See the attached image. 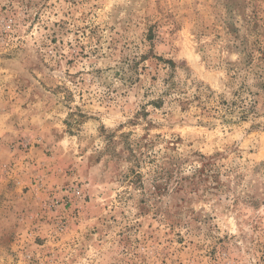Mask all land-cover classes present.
Returning a JSON list of instances; mask_svg holds the SVG:
<instances>
[{
	"label": "rangeland",
	"instance_id": "1",
	"mask_svg": "<svg viewBox=\"0 0 264 264\" xmlns=\"http://www.w3.org/2000/svg\"><path fill=\"white\" fill-rule=\"evenodd\" d=\"M261 70L264 0H0V264H264Z\"/></svg>",
	"mask_w": 264,
	"mask_h": 264
},
{
	"label": "trees",
	"instance_id": "2",
	"mask_svg": "<svg viewBox=\"0 0 264 264\" xmlns=\"http://www.w3.org/2000/svg\"><path fill=\"white\" fill-rule=\"evenodd\" d=\"M169 66H172V64H168ZM246 66H247V68L249 69L250 68V66L252 65V64H245ZM250 65V66H249ZM264 72V70H261V71H259V72H257L255 75L257 76V79H261L263 76H262V73ZM248 73H250V71H248ZM261 88H263L264 87V81L263 80H261V82L258 84ZM251 93V92H250ZM162 101H159L158 103H161ZM253 104H255V102H253ZM230 105H235V103H231ZM250 108L252 109L253 108V105H250ZM240 115H239V117H240V119H242V120H245L246 118H247V115H248V112H249V110H246L243 106H240ZM226 111H228V109H226Z\"/></svg>",
	"mask_w": 264,
	"mask_h": 264
}]
</instances>
